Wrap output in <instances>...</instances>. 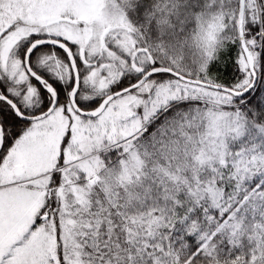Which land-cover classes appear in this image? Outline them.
Listing matches in <instances>:
<instances>
[{
    "label": "snow or ice",
    "instance_id": "1",
    "mask_svg": "<svg viewBox=\"0 0 264 264\" xmlns=\"http://www.w3.org/2000/svg\"><path fill=\"white\" fill-rule=\"evenodd\" d=\"M0 264H264V0H0Z\"/></svg>",
    "mask_w": 264,
    "mask_h": 264
}]
</instances>
